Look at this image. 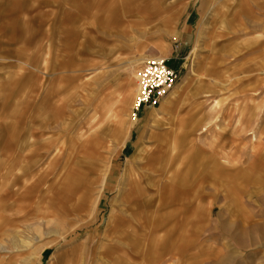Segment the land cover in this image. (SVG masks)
<instances>
[{
  "label": "rangeland",
  "instance_id": "obj_1",
  "mask_svg": "<svg viewBox=\"0 0 264 264\" xmlns=\"http://www.w3.org/2000/svg\"><path fill=\"white\" fill-rule=\"evenodd\" d=\"M152 58L178 79L132 118ZM261 68L264 0H0V264H264ZM217 165L240 201L200 210Z\"/></svg>",
  "mask_w": 264,
  "mask_h": 264
},
{
  "label": "crops",
  "instance_id": "obj_2",
  "mask_svg": "<svg viewBox=\"0 0 264 264\" xmlns=\"http://www.w3.org/2000/svg\"><path fill=\"white\" fill-rule=\"evenodd\" d=\"M261 69L264 70V68H261ZM261 78L264 80V76H262ZM41 122H40V124H41ZM40 124H39V126H40ZM140 139H141V137H140ZM138 142H139V140H138ZM36 144H38L39 146L42 145V143L40 141L39 142H36ZM41 156H42L41 154H37L36 157H35V161L40 160V157ZM215 168H217V170L216 171L214 170V172L211 173V174H208L207 171H205V170L198 171L197 174H196V178H195L196 181H195V186H194L195 187L194 197H195V200H196L197 207L200 208V210L201 209L202 210H205L204 206H202V202L204 200L203 197H204V194H206V192L204 190V188H205L204 185H206L207 183H209L211 179H212V185H213L214 188H217V186H221L222 189H223V187H224V189L226 191V194L234 195L237 198V200L240 201V199H238L239 198V195L241 193L240 187L237 186V185H232V186H229V187L225 186V184L228 183V182H230V180H231V179H228L229 177H231V172H230L229 168L224 167V166H220V165H217ZM225 168H226V172L224 171ZM30 172H31V170H30V164L25 165V167L23 168L21 177L22 176L27 177L28 173H30ZM183 172H184V174H183L184 176L182 178V182L186 183V181L189 180L188 179L189 178V175L188 174L190 172V167L189 166L188 167H185V169H184ZM144 177L145 176H143L139 172H136L135 174L132 173L130 175L129 181L127 183L128 185L131 186L130 188L127 189L128 190V193L130 191H133L135 193L136 197L144 196L145 195L144 194L145 188H143V187L140 186V184L144 180ZM18 180H20V176L19 175H14L12 177V179H11V183L17 182ZM38 181L40 183L42 180L41 179H38ZM39 183H37V185H36V188L38 187V190H39V186H40V185H38ZM68 188H69V191L70 192H72V189H74V191H77L78 190V187L77 186H75L73 188H72V186H70ZM186 188L187 187L185 186L182 190H186ZM176 191H177V189H176ZM30 192H32L31 189L28 190V193H30ZM84 194L79 197L80 202H82V203L84 201H86V196H84ZM208 194H210V192H208ZM79 205L80 204H78V206ZM211 208H212V203L210 202V204H209V210L207 209V211H206V212H208V214H209ZM203 212L199 213V215L203 214L202 215V219L200 218V216L198 217V219L199 218L201 219L200 222L207 221V219H208V216L205 213V211H203ZM70 254H72V251L70 252ZM72 264H76L75 261H73Z\"/></svg>",
  "mask_w": 264,
  "mask_h": 264
},
{
  "label": "built area",
  "instance_id": "obj_3",
  "mask_svg": "<svg viewBox=\"0 0 264 264\" xmlns=\"http://www.w3.org/2000/svg\"><path fill=\"white\" fill-rule=\"evenodd\" d=\"M178 79L175 69L167 65L164 58L145 61L136 73L137 92L132 118H136L144 107H156L173 88Z\"/></svg>",
  "mask_w": 264,
  "mask_h": 264
}]
</instances>
